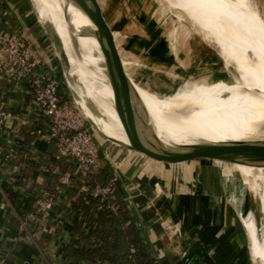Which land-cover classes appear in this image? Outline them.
Here are the masks:
<instances>
[{"label":"crops","instance_id":"crops-1","mask_svg":"<svg viewBox=\"0 0 264 264\" xmlns=\"http://www.w3.org/2000/svg\"><path fill=\"white\" fill-rule=\"evenodd\" d=\"M99 6L103 13L100 1ZM35 17L32 0H0V26L37 46L43 69L52 72L53 46ZM26 87L25 81L0 73V107L12 112L0 126V264H64L63 249L80 216L73 212V202L107 185V172L130 205L157 264H253L226 163L165 164L95 137L99 168L93 179L84 177L73 160L56 156L49 123ZM175 105L162 112L188 118L183 104ZM11 149L13 159L4 160ZM48 196L54 199L52 206L39 210ZM249 207L256 213L251 203Z\"/></svg>","mask_w":264,"mask_h":264},{"label":"bare ground","instance_id":"bare-ground-1","mask_svg":"<svg viewBox=\"0 0 264 264\" xmlns=\"http://www.w3.org/2000/svg\"><path fill=\"white\" fill-rule=\"evenodd\" d=\"M166 1L188 13L189 20L198 31L217 44L224 61L235 68L236 72H231V75L237 82H230L215 89L205 84L202 87L184 88L179 94L185 95L176 101L158 99L154 93L135 88L137 98L133 97L132 100L137 104L140 117L146 120L154 135L165 147L225 144L233 160L229 155L220 153L235 167L234 177L238 178V181L235 182L234 192L240 207L251 195L259 200L262 210L264 209V151L261 152V148L264 150V28L261 24L264 20L258 14L252 0ZM33 2L39 20L53 29L66 54L65 76L75 102L100 133L127 143L114 107L106 73L102 51L105 44L94 34V24L72 0H33ZM249 44L259 52V59L263 62L261 66H249L236 61V56ZM59 63L61 64V61ZM125 63L124 61V67ZM180 102L191 112L195 113V109L201 110L204 124H198L197 120L188 121V118L179 115L168 116L162 112L165 108ZM105 120L108 121L107 125L111 129L105 127ZM256 137L259 150L256 147L254 151L261 157L258 161H250L249 155L252 152L248 154L242 147L246 143H255ZM233 141L242 142V145L232 143ZM244 183L246 184L244 191L236 192L235 190ZM242 217L248 243L253 245V255H250V258L255 264H261L256 232L251 227L249 219L243 214Z\"/></svg>","mask_w":264,"mask_h":264},{"label":"rangeland","instance_id":"rangeland-1","mask_svg":"<svg viewBox=\"0 0 264 264\" xmlns=\"http://www.w3.org/2000/svg\"><path fill=\"white\" fill-rule=\"evenodd\" d=\"M99 1L107 21L112 26L123 58L122 61L123 63L126 62L124 69L134 82L143 87L135 85V88L154 93L158 99L176 101L181 99L182 95H185L184 93L179 94L184 88L202 87L205 84L215 89L230 82H237L236 78L231 75V72H236L235 68L232 65L229 66V62L224 61L217 44L205 38L198 31L189 20L188 13L177 9L168 1L98 0V3ZM251 2L264 20V0H252ZM33 12L36 16L34 6ZM35 19L37 21L36 17ZM37 23L39 24L38 21ZM261 27L264 28V23L261 24ZM46 43L49 45V42L46 41ZM219 46L223 47L222 45ZM49 47L52 53L51 58L55 61L52 74L58 81L63 100L77 109L85 126L95 137L112 145H117L100 133L89 117L77 105L68 86L64 67L59 63L60 60L55 49ZM241 52L236 56L237 62L249 66L262 65L263 62L259 59V52L250 44L246 45ZM224 65L229 69H222L221 67ZM175 92L177 93L174 94ZM249 95L253 96V94ZM179 104L183 103L177 105ZM183 106L186 108L185 112L188 113V121L197 120L198 124H204V115L201 110L195 109L194 113L189 108L187 109L184 104ZM254 140L255 143L258 142L257 137ZM220 146L223 147L225 154L233 160L225 144ZM257 148L259 150L258 145ZM262 151H264L263 148H261ZM236 181H238V178L234 177L233 172L229 184H233L235 204L236 201L238 202L234 192ZM245 187V183L241 184L238 187L240 191L238 193L243 192ZM245 202L246 204H244ZM244 203L242 207L240 205H235V207L241 222L243 214L244 217L249 219L251 227L255 230L259 244V260L261 264H264V215L262 214L264 209H260L259 200L254 199L251 195L247 197ZM250 203L257 210L256 213L249 207ZM259 210L262 212H259ZM247 244V254L249 256L253 255L252 243ZM253 264L255 263L253 262Z\"/></svg>","mask_w":264,"mask_h":264},{"label":"built area","instance_id":"built-area-1","mask_svg":"<svg viewBox=\"0 0 264 264\" xmlns=\"http://www.w3.org/2000/svg\"><path fill=\"white\" fill-rule=\"evenodd\" d=\"M42 59L35 47L23 35L0 26V73L10 74L16 82L25 81L31 101L47 119L56 145L59 159L73 160L84 177L95 176L99 168L100 145L88 130L75 107L64 101L59 84L50 70L43 69ZM12 112L0 107V126L6 124ZM14 149L6 152L4 160H12ZM62 182H68L63 177ZM114 184L96 186L94 196L103 203L111 194ZM53 197L39 202V210H48Z\"/></svg>","mask_w":264,"mask_h":264},{"label":"water","instance_id":"water-1","mask_svg":"<svg viewBox=\"0 0 264 264\" xmlns=\"http://www.w3.org/2000/svg\"><path fill=\"white\" fill-rule=\"evenodd\" d=\"M72 1L88 16L95 26L94 34L106 46L102 50L104 55V64L112 91L114 107L124 129L127 143H122L111 138H109V140L128 151L137 152L148 159L165 164H178L187 161H212L217 164L226 163V165L231 167L230 173H228V176L226 177L227 181L230 182L235 167L230 163L228 164L227 160L229 159L220 153V150L223 149L222 146L216 144H202L183 145L180 148H168L161 144L146 120L140 117L137 104H134L132 100L133 97L134 99L137 98L135 85H141L134 82L124 69L122 61L123 58L120 54L115 34L110 27V24H108L107 19L104 17L98 0ZM37 18L39 20L38 15ZM39 21L65 70L67 57L58 38L56 37L53 29L48 28L43 22H41V20ZM35 48L41 52L37 46H35ZM221 68L224 70L229 69L225 65ZM232 143L242 145V142L238 141H233ZM257 145H259L258 142L246 143L242 147V149L247 151L248 154L252 152L249 155L250 161L260 160L261 156L254 151V148H256ZM241 182H243V180Z\"/></svg>","mask_w":264,"mask_h":264},{"label":"trees","instance_id":"trees-1","mask_svg":"<svg viewBox=\"0 0 264 264\" xmlns=\"http://www.w3.org/2000/svg\"><path fill=\"white\" fill-rule=\"evenodd\" d=\"M110 179L107 172L105 182ZM72 210L80 216L72 222L64 264H157L130 205L116 187L103 203L96 196L76 199Z\"/></svg>","mask_w":264,"mask_h":264}]
</instances>
